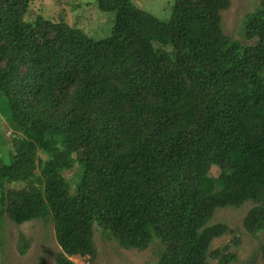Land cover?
Masks as SVG:
<instances>
[{
  "label": "trees",
  "instance_id": "1",
  "mask_svg": "<svg viewBox=\"0 0 264 264\" xmlns=\"http://www.w3.org/2000/svg\"><path fill=\"white\" fill-rule=\"evenodd\" d=\"M32 2L0 0V230L50 220L55 264H92L97 232L160 243L158 264L235 261L211 250L228 232L212 221L248 206L245 230L264 232V2L245 42L223 29L231 0H174L165 20L91 0L103 37Z\"/></svg>",
  "mask_w": 264,
  "mask_h": 264
},
{
  "label": "rangeland",
  "instance_id": "2",
  "mask_svg": "<svg viewBox=\"0 0 264 264\" xmlns=\"http://www.w3.org/2000/svg\"><path fill=\"white\" fill-rule=\"evenodd\" d=\"M83 1V2H81ZM91 0H33L32 15H41L52 20L62 18L74 27H80L89 35L103 37L108 32L107 16L92 10L87 2ZM142 9L161 20L168 19L174 0H133ZM264 0H231V7L222 13V25L225 33L233 39L245 42L239 30L247 14L254 12ZM87 4V5H86ZM5 138L9 139L5 123L0 117ZM45 158V155H43ZM249 207L218 210L213 223L228 226V232L212 242L211 250L227 248L226 253L235 254L237 259L231 264H264V232L250 234L244 228L243 221ZM24 239V242L21 240ZM97 256L92 264H158L160 243L156 242L145 251H127L113 240L97 232L94 236ZM27 247L26 253L20 249ZM61 248L56 240L53 223L50 220H37L22 225L5 221L4 230H0V264H55ZM75 264H90L91 258L75 256ZM217 264V260H211Z\"/></svg>",
  "mask_w": 264,
  "mask_h": 264
}]
</instances>
